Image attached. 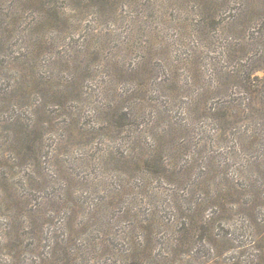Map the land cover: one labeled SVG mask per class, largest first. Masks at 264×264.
Masks as SVG:
<instances>
[{
	"label": "rangeland",
	"instance_id": "rangeland-1",
	"mask_svg": "<svg viewBox=\"0 0 264 264\" xmlns=\"http://www.w3.org/2000/svg\"><path fill=\"white\" fill-rule=\"evenodd\" d=\"M109 1L113 5L102 10L107 15L97 19V7L89 0H57L66 19L62 18L64 22L54 27L43 24L48 6L41 8L33 0H0V35L6 22L12 30L0 45V144L4 145L9 138L8 130L2 128L7 123L5 119L13 116L12 111L31 114L28 111L43 102L41 92L48 88L40 91L34 78L45 76L49 88L67 82L66 89L70 92L64 104L67 111L57 108L54 105L57 100L51 97L34 113L33 118L44 123L43 150L33 162L17 157L19 168L10 170L8 162H13L12 157L0 153V194L4 191L0 196V264H43L38 263L37 257L46 256L55 240H63L68 247L81 251L84 258L78 261L80 264H115L118 259L111 251L105 253L109 247L100 245V240L107 238L115 248L128 249L125 234L133 233L135 241L141 240L146 231L140 227L146 225L150 214L158 221L152 240L143 241L140 260L143 264H247L251 259H259L257 254L264 249V188L258 185L264 184V176L261 184L250 187L245 174L252 157L264 155V144L251 156L238 137L251 130L253 122L264 124V110L257 112L253 122L231 124L229 129L226 124L221 138L213 120L200 117L201 110L192 112L189 118L184 105L189 97L184 99L183 92L177 91L174 102H170L169 89L160 83L169 81L172 85L176 81L174 85L180 88L187 74L183 66L184 46L192 41L185 42L179 37L178 25L172 20L183 16L182 12L190 9L191 4L185 0H123L122 8L119 3L115 6V0ZM85 4L88 5L82 11L83 16L77 17L79 5ZM231 5L234 9L239 7L238 3ZM115 10L125 15L120 23H115L111 15ZM153 10L154 16L150 15ZM157 14L162 19L165 16L164 21ZM92 33L94 39L89 36ZM98 36L105 41L102 49ZM42 39L46 44L39 45ZM37 45L41 47L39 50ZM80 45L83 47H76ZM81 50L89 51V55L79 54ZM124 52L129 58L123 56ZM36 53H39L37 67L31 64ZM170 63L175 68L166 71ZM121 65L133 73L129 76L123 71L119 73L120 68L115 66ZM136 87L141 91L127 96ZM218 101L215 96L209 98L214 107ZM131 109L132 115L138 116L137 123L127 124L121 130L116 128L115 116ZM183 119L188 124L186 130H174L176 125L183 124ZM165 127L174 130L173 143L184 144L185 160L194 161L190 178L181 169L184 159L180 161L174 153L161 150L159 144ZM156 152L164 157L174 156L176 172L180 174L174 175L176 181L165 176L146 179L145 162ZM126 156L134 160L125 163ZM261 160L260 168L264 169ZM204 166L211 173L208 180L212 189L217 185L219 189L231 186L233 192L224 197L219 210L215 209L217 201L208 200L202 205V216L212 222L211 229H206L205 234L197 232L190 242L180 241L178 247L172 248L177 238L176 226L187 222L183 219L194 206L192 195L197 201L204 196L223 200V192L214 189L208 195L204 187L194 189L197 182L193 181L205 173ZM119 185L121 198L111 200ZM62 191L70 196L71 211L61 210L55 217L53 209H41L38 214L47 218L43 227L29 231L26 211L34 213L38 203L50 202ZM20 196L24 201L21 209L16 205ZM251 198L254 201L249 204ZM188 199L193 202L188 203ZM97 204L103 210L106 204L114 206L115 213L111 210L106 215L107 221L112 216L110 225L104 229L95 225L96 212L92 215ZM128 208L132 211L123 215ZM21 221L26 229L20 228ZM63 223L68 226L64 232ZM197 225L195 218L194 227ZM10 241H16L15 246ZM171 249L176 250V255Z\"/></svg>",
	"mask_w": 264,
	"mask_h": 264
},
{
	"label": "trees",
	"instance_id": "trees-1",
	"mask_svg": "<svg viewBox=\"0 0 264 264\" xmlns=\"http://www.w3.org/2000/svg\"><path fill=\"white\" fill-rule=\"evenodd\" d=\"M33 1L38 2L41 8L46 6L49 7L44 10L45 18L43 20V24L49 23L56 27L57 23L64 22L62 18L66 19L65 14H62V9L57 6V0ZM53 1L54 4L52 3ZM122 1L123 0H115V6L119 3L123 8ZM185 2H187V4H191V8L182 12L183 16L180 14V17H175L174 20L171 18L170 19L175 21V25H178L177 29L180 31L179 37L185 42L192 41V44H187L184 46L183 66L187 74L184 79H182L180 88H178L177 85H174L176 81H174L172 85L168 84L169 81H162L160 85L163 88L166 87L169 89L170 92L168 96L170 102H174L177 91L183 92L184 99L188 96L189 98L185 99L186 102H184L185 113H187L190 118L192 112L201 110L199 114L202 116L200 117L208 118L209 121L213 120L214 125L217 127V132L219 134L218 137L221 138V135L225 132L226 124L227 129H229L232 127L231 124L237 125L253 122L256 120L255 117H257V112L259 110H264V0H185ZM89 3L97 7V19H100L102 16L104 18L105 15H107V13L102 11L104 7L113 5V2H110L109 0H89ZM235 3H238L239 7L234 9L231 4ZM87 5L88 4L83 6L79 5L77 17L83 16L82 11L84 12V10L87 8ZM227 8H229L230 11L227 12ZM111 15L115 17V23H120L125 17L124 14H119V11L117 10H115V13H112ZM150 15H156V10H153ZM158 19L164 21L165 16L163 19L161 16H158ZM7 25L8 24L6 22V26L2 27L0 45H2L6 40L5 35H9L12 31ZM65 33L69 32L66 31ZM89 36H91V39L92 36L93 39L95 38L93 33ZM129 37H132V34L129 35ZM103 39V37L99 38L98 36V40H102L98 43L101 49L105 44ZM40 41L41 42L38 43L39 45L41 43L46 44L43 42V39ZM219 41H222V43H219ZM34 47L35 44L32 45V50H34ZM76 47L83 46L80 45ZM36 48L39 50L41 47L39 48L37 45ZM78 52L79 54H84L86 56L89 55V51L87 50H81ZM38 54L39 53H36L32 57L31 63L36 67L38 66L36 62L38 60L36 55ZM76 54L77 52L75 55ZM96 54L97 56L99 55V53ZM123 54V56L129 58L127 53L124 52ZM145 59L146 58L144 56L143 60ZM115 67L118 69L120 68L119 73L123 71L124 74L128 76L133 73L130 72V70L128 71L127 69L122 68V65ZM172 67L175 68L173 63H170L168 67L165 68V70L169 71ZM78 70L79 69L77 68L74 71ZM72 75H74V73ZM44 79L45 76L43 78L33 79V81L37 82V87L40 89V91H43L45 89L44 87L48 88V90L41 92L43 102L39 103L37 109L31 108L28 111L31 112V114H27V112L14 113L12 111L13 116L5 119L7 121V125L2 122V124H5L2 129L5 128V130H8L6 135L9 138H6V143L4 145L0 144V153L4 152L7 153L8 156L12 157L13 162H8V169L10 170L19 168V164L16 162L17 157H21L22 159L28 158L33 162V159L35 157L37 158L36 154L39 156L42 152L43 138L41 130H43L42 123H44V121L41 122L39 118L33 117L34 113L39 112V110H41L42 107L46 105L47 99L52 97V99L57 100V102L54 103L57 108L66 110L64 104L70 96L69 90L66 89L68 83L62 82V84H60L58 87L52 86L49 88L45 81L47 79ZM18 80L22 79L19 77ZM17 86H19V84ZM46 91L48 92L45 95ZM140 91L141 89H137V87L133 88L127 94V96L138 94ZM9 94L11 95L12 93L10 92ZM211 96H215L217 101L221 100L213 104L215 107L209 102V98ZM22 98L23 100L27 99V97ZM133 109L129 110L128 113L115 116L116 128H120L121 130L127 124L132 126L137 123L138 116L134 117L132 115ZM29 116H32V118ZM162 116H164V114H162ZM48 117L49 113L47 115L46 122H48ZM182 123V125H176L177 128L174 130H186L188 124L185 123L184 119L182 120ZM263 125L264 124L261 122H253L252 129L246 130L250 135H248L245 131L238 137V140L243 145L246 144L247 154H251V156L254 155L255 152H258L259 149H262L264 144ZM174 130L172 128H162L161 135L163 136V140L162 143L159 141V145L162 147L161 150L166 149L168 152L174 153L175 158H179L180 161L184 159L182 161L183 166L181 169L183 175H187V177L190 178L192 171L195 169V164L194 161L190 160V158L185 160L183 143H173ZM3 146L9 148H5ZM164 158H169V161L165 160ZM175 158L173 155L164 157L160 152L153 154L152 157L145 162L147 167L146 179L152 180L155 177L165 176L170 180V178H175L174 175H180L176 172V168L178 167H176ZM252 158L253 161L249 162V167L247 168L248 170L245 174V177L247 178L246 183L248 186L250 185V187H254L255 185L253 186V184H261V178L263 179L264 176V174L261 175V171H264V169L260 168V161H262L261 159L264 160V155L254 156ZM123 160L125 163L132 162L134 157L129 158L126 156ZM203 168L205 169V173H200L201 177L197 176V178L193 181L197 182L194 185V189L199 188L200 186L204 187L206 190L205 193L208 195H211L210 191L214 189L218 192H223V200H220V197L215 200L212 197L208 198L204 196L199 201H197L195 200V195H192V197H194V206L188 210L189 214H186L185 218L183 219H187V222H181L179 226H176L177 228H175V233L177 238L175 243L171 246L172 248L178 247L180 245V241L188 240L190 242L197 232L201 234L204 233L206 229H211L212 222L210 220H204V217L202 216V205L204 203H208V200L211 202L217 201L218 204L215 206V209L219 210V208L223 206L224 197L230 196L233 192V188L231 186H227V189L225 186L221 185L222 188L219 189L217 188V185L216 188L212 189V185L209 184L210 181L208 180L211 173L209 174V170L205 166ZM10 180L12 181L13 179ZM174 180L176 181V179ZM119 187L120 185L115 187V190L111 195V200L114 197L115 200L121 198L122 190H118ZM258 187L264 188V184L258 185ZM3 193L4 191L0 194V196H2ZM52 199V201L45 204L43 202L38 203L35 207L34 213L30 212L29 210L26 211L25 216L27 219H29L26 224L29 231L36 232V230L43 227L42 225H44L47 218L45 215L43 216L38 214L41 209H53L55 217L59 215L61 210H68L69 208L71 211L68 203L70 196L68 194H65L62 191L59 195L53 196ZM253 201L254 200L251 198V200H248V203L250 204ZM21 202L23 203L24 207V201H22V197L20 196L16 203L20 209ZM191 202L193 201L188 199V203ZM100 205L101 204H97V206L93 208L94 210L92 209V215L96 212L94 216L97 217V224L95 225L98 229H104L109 224V219L112 217L111 216L107 221L106 215L111 210L112 213H115V211H113V205L109 206V204H106L105 210L102 208L99 209L98 207ZM131 211L132 208H128L127 211L123 213V215L129 214ZM133 215L137 216V214ZM148 216L149 217L146 220L147 222L145 221L146 225L140 227L143 231H146V234L143 235L144 237H142L141 240L135 241V236L133 233L125 234L124 239H126L125 241L128 247L126 250H123V248H115L113 241H110L107 238L100 240V245L107 244L109 247L105 253L111 251L113 255H115V258L118 259L115 264L144 263L140 261L141 251L144 248L143 241L152 240L151 235L154 233L153 227L156 226V221H158L155 219L153 214ZM195 218L198 222V225L194 227ZM103 219H105L107 222H103ZM165 225H167V223ZM65 227L67 229L68 226L63 223V227H61L62 232H64L63 230ZM10 228L11 226H9L8 230H10ZM20 228L26 229L25 223L23 221L20 222ZM17 240L20 242V233L17 235ZM55 241L56 242L54 243L52 250L47 253L46 256L39 255L37 257L38 263L80 264V260L82 261L84 258V255L81 253V251L72 249L71 246L68 247V244L63 240H59V242L58 240ZM15 242L16 241H10V245L15 246ZM171 252L173 255H176V250L174 251V249H171ZM257 256L259 259H251L247 264H264V249L259 254H257ZM85 264H87V262Z\"/></svg>",
	"mask_w": 264,
	"mask_h": 264
}]
</instances>
